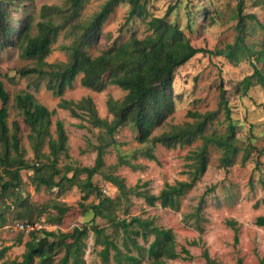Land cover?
<instances>
[{
  "label": "trees",
  "instance_id": "trees-1",
  "mask_svg": "<svg viewBox=\"0 0 264 264\" xmlns=\"http://www.w3.org/2000/svg\"><path fill=\"white\" fill-rule=\"evenodd\" d=\"M23 1L0 0V55L10 48H17L23 57L33 59L34 65L21 68L19 75H35L44 80L46 89L59 96L58 108L68 110L73 117L99 129V133L97 142L89 143L90 150L95 153L92 165L66 162L60 166V156L64 154L68 157L67 134L59 119L54 122V137L50 131L51 116L55 109H48L39 103L31 92L17 94L14 106L19 109L28 127L26 137L33 154L32 159H28L21 144L19 124L16 121L12 122L11 127L7 124L9 97L0 81V228L10 221L13 222L8 225L16 221L33 223L48 209L55 215L53 220L60 221L69 210V206L56 202L48 206L31 201L29 193L22 187L23 170L28 173V180L36 192L43 188L59 196L71 187H77L81 192L78 205L83 218L89 217L67 231L38 228L25 233L18 230L12 244H0V264H87L85 250L90 231L93 233L94 247L100 245L97 250L99 264H166L168 260L191 258L185 245L177 247L170 228L158 226L153 218L141 215L120 217L116 211L121 209L123 215L128 214L133 197L142 198L149 206L158 201L161 207L176 208L180 196L192 188L206 170L209 146L224 147L220 156L221 167L232 166L241 149V161L249 157V146H238L232 120L221 133L205 130V126L212 122L221 108L225 116L229 117L230 110L223 92L216 111H207L203 115L193 113L198 118L192 122L171 124L168 130L157 134H152V131L164 124L165 118L174 109L175 70L197 53L224 56L234 64L248 60L253 70L243 80L247 87L259 84L264 89V37L256 48L245 42L250 28L246 18L253 19L263 29L264 25L253 13H243V1L239 0L233 16L237 31L234 41L224 48L211 50L193 46L179 25L167 19L174 6L170 5L162 16L156 17L148 15L146 0H104L90 18L82 21L78 18L84 0H66L64 9L43 5L41 20L36 24L37 31L32 34L30 14L18 16L14 20L19 21L18 26H14L11 20V11L23 6ZM255 1V4H264V0ZM123 2L129 5L125 25L134 18H140L147 25V34L138 37L135 32H131L123 41L113 40L98 54H89L88 48L96 42L102 23L114 7ZM62 30L65 37H72L69 43L60 45L67 60L48 63L45 58L51 51L50 45ZM78 73L82 74L80 84L83 87L95 89L100 79L106 76L108 83L126 91L121 99L109 97L106 100L111 119L98 115L90 97L75 101L61 97ZM38 85L35 84V87L38 88ZM124 124L132 129L138 147L122 152L115 134ZM196 138L202 140L201 144L185 156L188 162L183 172L188 175V180L166 182L156 194L150 191L148 181H138L128 186L115 173L122 165L132 170L141 168L139 163L133 162L140 157L156 161L154 150L157 144L170 149L176 145L191 144ZM109 148L115 150L116 162L107 166L105 154ZM96 174L116 187L118 194L115 200L107 198L102 189L93 183L92 178ZM90 195L97 201L85 203L84 200ZM202 202L201 197L195 210L187 216L198 229H201L198 220ZM96 218L105 220L107 225L100 226L95 222ZM257 221L264 224V217L259 216ZM227 224L233 226V221ZM108 226L112 228L111 233L106 231ZM189 243L198 242L192 240ZM21 244H24V249L20 258H4L11 245ZM202 256L206 264H220L210 258L206 249ZM236 264H242L240 258ZM259 264H264V257L260 258Z\"/></svg>",
  "mask_w": 264,
  "mask_h": 264
},
{
  "label": "rangeland",
  "instance_id": "rangeland-1",
  "mask_svg": "<svg viewBox=\"0 0 264 264\" xmlns=\"http://www.w3.org/2000/svg\"><path fill=\"white\" fill-rule=\"evenodd\" d=\"M104 0H84L79 13V20L85 21L90 18L100 7ZM239 0H146L145 8L149 16H162L166 9L174 6L167 19L175 22L183 30L189 42L195 47H204L213 50L224 48L232 43L236 36L233 16ZM243 13H253L256 19L264 25V4H255V0H242ZM66 0H24L23 6L11 11V20L14 26L19 21H14L22 14H30L32 17L31 33H36L37 22L41 20V7L43 5H55L60 8L66 7ZM129 9L127 2L114 7L112 12L104 20L100 27V34L89 48L91 55L98 54L113 40L123 41L131 32L138 37L147 34V25L140 18H134L125 25V18ZM207 12V13H206ZM206 13V14H205ZM15 18V19H14ZM213 18V21H211ZM148 19V18H147ZM248 34L245 37L247 44L257 47L264 37V29L256 25L253 19L246 18ZM71 36L65 37L64 31H60L56 40L50 45L51 51L46 56L48 63L65 62L66 53L60 49L61 44L71 41ZM258 64V63H257ZM34 60L23 57L20 50L10 48L0 55V81L4 90L8 93L7 124L11 127L12 122L20 126L21 144L26 150V157L32 159L33 154L26 137L28 127L24 123L23 115L14 105L15 95L23 92H31L34 98L48 109H55L51 116L50 131L55 136V120L63 123L67 134V154L61 155L59 165L71 162L76 165H92L95 153L90 150L89 143H96L99 129L93 128L86 121L73 117L68 110L58 108L59 96L46 89L45 81L35 75H19L21 68L31 67ZM252 65L248 60H242L237 64L230 62L224 56L195 54L186 63L175 70L173 82L174 109L165 118L164 124L153 129L152 134H157L164 129L168 130L171 124H184L192 122L198 117L193 113L203 115L205 112L216 111L219 106L220 96L223 92L226 103L229 106V117L224 111L219 110L212 122L205 126L208 132L217 130L219 133L227 128L229 120L234 124L235 135L238 138V146H249L250 154L245 161H241L243 150L237 153L232 166L221 167L220 156L224 147L215 145L208 147V162L204 173L199 177L196 184L188 189L179 198L176 208L161 207L159 202L147 205L142 198H131L132 205L129 213L123 215L117 210L118 216L129 217L141 215V217L153 218L158 226L170 228L175 236L177 247L185 245L191 258L168 260L166 264H206L202 252L206 249L210 258L220 264H236L241 259L242 264H259L260 258L264 257V224L257 221L259 216L264 217V89L259 85L247 87L243 77L252 72ZM81 73H78L71 85L65 88L62 98L78 100L82 97H90L100 117L112 118L108 111L106 100L121 99L126 91L116 85L108 83V78L103 76L95 89L83 87L80 84ZM35 84H39L38 88ZM79 124L84 126L79 127ZM115 138L122 152L138 147L133 138L132 129L124 124L117 129ZM202 140L196 138L191 144L173 148H165L156 145L154 153L156 161L137 158L134 163H139L141 168L132 170L128 166H119L116 174L120 175L126 185L132 186L138 181H148L150 191L158 193L166 182L186 180L187 175L182 172L186 169L185 159L187 153L201 144ZM46 151V147L44 148ZM116 162V152L109 148L105 154L106 165ZM27 174L21 171L23 177V189L29 193L31 201L38 204L52 205L54 202L69 206V210L61 218L60 222L53 221L54 213L48 211L41 214L36 221L39 228L46 230H66L75 224H81L84 216L78 205L81 192L75 186L65 193L56 196L54 191L47 192L44 189L34 191ZM83 177V175H81ZM93 183L97 184L103 192L107 190L111 199L117 196L118 190L106 182L101 175H94ZM55 190V189H54ZM203 198L199 209L198 229L192 219L187 216L198 205L199 199ZM97 199L90 195L84 200L85 203L96 202ZM117 206V205H116ZM233 221V226L227 224ZM10 221L8 224H12ZM95 222L100 226L107 225L106 221L96 218ZM4 225V226H5ZM112 232L110 226L106 230ZM18 230L7 227L0 229V244H9L16 236ZM26 233V232H25ZM235 235L237 239L235 240ZM93 233L89 232L85 259L87 264H99L100 258L97 250L100 245H92ZM196 240L198 243H189ZM20 247H11L5 252L4 258L11 259L19 256ZM145 264V263H142Z\"/></svg>",
  "mask_w": 264,
  "mask_h": 264
},
{
  "label": "built area",
  "instance_id": "built-area-1",
  "mask_svg": "<svg viewBox=\"0 0 264 264\" xmlns=\"http://www.w3.org/2000/svg\"><path fill=\"white\" fill-rule=\"evenodd\" d=\"M6 227L9 229L14 228L15 230L24 231V232H28L29 230L38 228L36 222L26 223V222H21V221H16L14 222L13 225H6Z\"/></svg>",
  "mask_w": 264,
  "mask_h": 264
},
{
  "label": "crops",
  "instance_id": "crops-1",
  "mask_svg": "<svg viewBox=\"0 0 264 264\" xmlns=\"http://www.w3.org/2000/svg\"><path fill=\"white\" fill-rule=\"evenodd\" d=\"M76 165V164H75ZM84 166V165H83ZM86 166H89V165H86ZM183 172V171H182ZM186 174V173H185ZM187 175V174H186ZM186 180H188V175H187V179ZM186 180H179V181H186ZM176 181V180H175ZM107 182V181H106ZM174 182V181H173ZM108 183H110V182H108ZM169 183H172V182H169ZM111 184V183H110ZM112 185V184H111ZM112 186H114V185H112ZM115 187V186H114ZM116 188V187H115ZM34 189V188H33ZM43 189V188H42ZM41 190V189H40ZM39 190V191H40ZM103 193L105 194V196L107 197V198H110V196H108V192H107V190L106 189H103ZM112 198V197H111ZM110 198V199H111ZM115 198V197H114ZM40 218V217H39ZM39 218H38V220H39ZM54 222H55V224L56 223H58V222H60V221H55V220H53ZM36 222V221H35ZM4 227H6V225L5 226H2L1 228H4ZM72 227V226H71ZM71 227H69L68 229H66V230H62V231H67V230H69ZM0 228V229H1ZM38 228H39V226H38ZM37 228V229H38ZM56 230H58V228H56ZM91 232V231H90ZM13 241H14V239H12V241L9 243V244H6V245H10V244H12L13 243ZM93 241H94V239H93ZM88 245V244H87ZM92 245H94V242H92ZM21 246V252H20V254H19V256H17V257H13V258H20V255H21V253H22V251H23V249H24V244H21V245H16V246H13V245H11V247H20ZM11 247H9V249L11 248ZM8 249V250H9ZM13 258H11V259H13Z\"/></svg>",
  "mask_w": 264,
  "mask_h": 264
}]
</instances>
